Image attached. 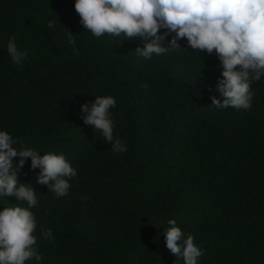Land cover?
<instances>
[{
    "label": "trees",
    "instance_id": "trees-1",
    "mask_svg": "<svg viewBox=\"0 0 264 264\" xmlns=\"http://www.w3.org/2000/svg\"><path fill=\"white\" fill-rule=\"evenodd\" d=\"M74 3L0 0V129L77 169L65 197L36 182L31 158L18 173L37 192L30 210L43 264H183L166 247L170 219L201 247L199 264H264V81L252 83L251 109L216 108L215 50L193 52L184 38L180 50L145 60L134 53L139 37L87 33ZM11 37L27 50L22 66L8 55ZM106 95L117 101L122 154L84 122L82 106ZM7 202L27 206L0 197Z\"/></svg>",
    "mask_w": 264,
    "mask_h": 264
},
{
    "label": "clouds",
    "instance_id": "clouds-1",
    "mask_svg": "<svg viewBox=\"0 0 264 264\" xmlns=\"http://www.w3.org/2000/svg\"><path fill=\"white\" fill-rule=\"evenodd\" d=\"M74 9L81 25L95 38L105 36L139 37L142 47L134 52L145 60L180 50L178 40L186 38L193 52L215 50L220 60L217 66L222 77L217 89L223 101L212 97V105L219 109L249 110L252 107L253 81H264V0H75ZM56 21L48 22L52 29ZM164 34H160V30ZM165 34L171 36L165 43ZM174 34V35H173ZM149 38H151L149 40ZM73 51L79 54L75 36L67 33ZM187 49V48H184ZM7 52L17 65L27 59V50L17 47L15 37L7 44ZM111 95L96 96L91 105L84 104L87 113L84 122L94 126L104 140L111 144L113 154H122L127 145L114 136L111 109L116 107ZM28 147L7 130L0 129V197L14 196L21 203L0 204V264H43V256L34 235L37 220L30 210L37 206L36 190L28 183H20L18 173L31 158V168L40 169L36 182L47 185L57 197L69 194L70 180L77 177V169L64 153L44 152ZM19 157L13 165V159ZM87 197H82L86 199ZM6 201V200H5ZM164 231L166 247L183 264H199L203 255L194 237L184 232L175 219L167 221ZM42 236L54 240L52 229L43 230Z\"/></svg>",
    "mask_w": 264,
    "mask_h": 264
}]
</instances>
